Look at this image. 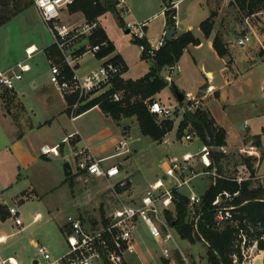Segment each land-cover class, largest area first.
<instances>
[{
	"label": "rangeland",
	"instance_id": "374dc122",
	"mask_svg": "<svg viewBox=\"0 0 264 264\" xmlns=\"http://www.w3.org/2000/svg\"><path fill=\"white\" fill-rule=\"evenodd\" d=\"M100 1L104 2L105 0ZM172 1L176 3L178 19L176 25L179 30H184L187 24H192L194 31L198 32L197 27L200 22L210 15L211 10L215 11L212 18V31L215 29L218 34L222 35L223 32L227 34L225 40L230 42V52L228 51L225 56L229 58L228 62L231 60V55L233 56L238 66V68L234 67V70L240 76L234 84L225 89L228 96L224 103L226 104L225 110L222 108L223 104L216 100L217 90L213 89L206 100L216 101L215 108L219 114L224 115L228 126H234L240 132L243 131V124L246 123L251 132L260 134L264 147V10L247 16L236 6L230 5V0ZM166 2L167 0H127L130 13L124 16V21L134 24L145 23L143 30L145 37L154 43L160 39L163 23L166 22L164 14L167 9ZM9 8L12 6L9 5ZM96 18L100 19L102 26L114 40L127 64L128 74L136 76L144 72L148 60L140 51L139 44L134 41L136 38L134 30L125 32L126 27L121 23L117 10H108ZM64 19L77 24L88 18L82 10L69 7L64 13ZM247 32L255 34L243 46L238 45L237 38ZM52 41V35L41 19L37 7L31 4L0 25V60L22 58L32 67L31 72L23 73L24 78L31 77V75L49 77V66L44 49L49 47ZM31 42L37 45L38 51L27 59L25 46ZM184 50L179 62L182 71L172 75L174 85L181 92H191L195 87L209 80L200 68V62L203 60L207 65L211 63L214 66L216 69L215 81L220 80L218 69L223 65L215 58L216 56L207 50L206 46L197 51L192 47H189L190 51ZM200 52L201 55H199ZM252 56L257 58L256 63L253 62ZM94 61L90 54L84 56L83 63L89 64ZM163 72H166V68L163 69ZM164 77H167V73ZM206 86L203 84L199 93L208 87ZM154 95L146 97L145 101L157 99ZM164 95H166L162 98L164 104H172L175 107L186 105L183 102H178L176 94L170 86L165 89ZM194 109L195 107H192V110ZM177 112L178 115H174L172 118L155 116L159 125L166 119L172 121L171 130L158 141L142 134L136 120L121 117V124H128L129 131L127 133L131 135L130 147L133 148V153L127 155L125 160L122 156L107 157L102 161V164L110 165L121 162L123 170L121 174L127 175L128 173L131 179L129 188L136 197H139L157 177L162 176V165L166 156L181 155L185 151L195 152L201 147V141L198 138L187 143L178 141V138L188 131L189 127L184 129L181 135L179 134L178 128L184 115H182V109ZM101 115L94 109L85 113L75 122L83 137L87 136L85 138L87 144L95 155L115 152L116 137L106 133L109 127H113V124ZM7 116L10 117V113L6 108L5 115L0 112V205L3 216H5L0 215V234L6 236L4 242L0 244V253L2 257L13 256L17 261L19 259L20 264H34V260H39V264H45L36 252L35 243L46 245L53 256L63 254L67 250L63 229L67 216L78 215L87 221H93L101 215V209L104 214H107L112 205H115V201L107 190L108 182L105 179L88 174L79 175L76 171L77 161L74 146L69 141L64 143L61 141L65 132L74 129L67 112L57 116L55 123L50 129H47L48 131L44 129L36 131L41 136V142L48 139L59 142L58 145L63 143L62 153L56 156L49 154V158L45 159L38 152L27 166L24 165V162L26 163L27 158L33 157L32 152H34L35 145L31 143L32 137L18 139L13 143V125L5 119ZM179 119H181L180 122ZM128 136L125 137L128 138ZM165 140L171 141V143L168 144ZM248 144H255V138L244 133L243 143L225 146V156L216 163L222 174L226 176L249 175L243 163V158L247 154L241 151ZM66 162H69L72 170L70 175H66L64 170ZM253 164L254 174H256L255 159ZM196 165L198 168H202L200 162H196ZM211 182L212 176L203 174L195 177L190 183V187L198 195H203ZM25 191L26 193H24ZM181 192L188 194L190 189L184 186ZM21 198L24 199L23 202H19ZM97 198H101L102 201L98 203ZM9 207L17 209L22 224H16L10 217L7 210ZM38 213L40 217L35 218ZM189 216H187L188 221L190 220ZM193 237L195 238L193 242L176 237L179 248L188 257V264H209L206 255L207 241L204 242L197 236ZM169 245L173 251L172 258L168 260L169 264H185L174 244L169 243ZM138 246L140 255L139 257L132 256L131 264H141V262L164 264L159 242L146 232L144 225H141L140 233H138Z\"/></svg>",
	"mask_w": 264,
	"mask_h": 264
},
{
	"label": "built area",
	"instance_id": "2783aa9c",
	"mask_svg": "<svg viewBox=\"0 0 264 264\" xmlns=\"http://www.w3.org/2000/svg\"><path fill=\"white\" fill-rule=\"evenodd\" d=\"M76 0H32L37 7L40 17L52 35V44L56 46L61 61H58L48 50L44 49L46 60L49 66V81L56 87L62 96H72L77 98L69 104L71 119L77 116V111L84 98L90 95H102L107 93L113 85L115 78L120 77L125 71L126 65L120 58L107 57L89 72L80 74L75 69L76 59L75 46L80 42L93 37L102 24L99 18L84 20L73 24L64 19V13ZM116 10L120 18L124 21V16L130 13L127 0H116ZM166 11V10H165ZM164 11V13H165ZM124 26L128 31L134 30V36L142 39L145 23L134 24L124 21ZM167 29H164L161 37L152 43L148 39V55H154L155 51L164 45ZM253 32H247L237 38L238 45H244L251 40ZM107 41L92 44L88 51L97 55L103 47H107ZM142 51L145 50L144 44H139ZM37 49L29 50L26 48V58L29 59ZM64 64L69 65L71 73L65 72ZM30 69L26 61H19L8 69L0 70V90L14 89L18 80L23 78V73ZM168 75L166 80L171 84L172 75L181 71L178 63L167 67ZM212 90V85L207 87V91ZM124 97L123 90L115 89L109 92L108 98L112 101H121ZM148 110L158 118H172L176 109L192 110L198 108L197 99L191 92L185 93L182 101L184 107L164 104L158 99H148L145 101ZM246 126V124H245ZM198 138L195 130L184 132L178 141L187 143ZM168 144L171 141L165 140ZM226 145L212 146L201 142L199 150L185 151L181 155H168L162 165L163 174L151 182L142 194L138 197L132 194L129 188L130 179L128 176L120 177V167L117 164L103 165V158H96L91 154L90 148L85 146L80 151L82 155L77 160L76 168L81 174L93 175L97 178L105 179L108 182L110 196L114 199L111 210L103 216L96 217L93 221H87L80 216L68 215L63 225L67 250L59 256H53L46 245L35 243L36 252L45 264H131V257H139L138 252V233L141 225H144L146 232L159 242L161 257L170 260L173 251L169 243H173L179 250V254L185 264H188V257L179 248L176 237H180L173 222H170L167 211L175 212L174 202L175 192H181L184 186L190 189L186 194L188 197L189 223L192 227V236H197L204 242L205 238L199 232L198 223L203 213L201 211L202 195H198L191 190L190 183L195 177L203 174H210L213 182L217 177L232 178L238 182L245 179L256 178L251 175L247 166L244 164L249 175L226 176L218 171L212 159L213 151L226 152ZM57 145H43V154L57 155ZM246 157L253 159L259 158L260 153L254 144H248L241 149ZM128 142L122 138L116 146L115 154L130 153ZM196 162L202 164L198 168ZM237 192L229 193L224 191L217 194L211 201V216L214 227L223 229L225 225L235 227L236 233L233 241L234 251L230 254L233 264H264V228L260 227V233L249 229L250 225L242 226L237 217L240 205L234 204L233 197ZM124 196V197H123ZM243 204V203H241ZM10 217L16 224H22L18 216V211L14 207L7 208ZM40 217L36 214L35 218ZM249 230V231H248ZM5 236H0V244L4 242ZM207 244L208 241L206 242ZM40 261L37 260V264ZM0 264H18L13 256L0 257ZM141 264H145L141 262Z\"/></svg>",
	"mask_w": 264,
	"mask_h": 264
},
{
	"label": "trees",
	"instance_id": "16d2710c",
	"mask_svg": "<svg viewBox=\"0 0 264 264\" xmlns=\"http://www.w3.org/2000/svg\"><path fill=\"white\" fill-rule=\"evenodd\" d=\"M31 4H33L32 0H0V25L10 20ZM229 4L236 6L247 16L264 10V0H230ZM9 5H11L12 8H9ZM166 5L167 9L165 14L167 16V24L168 26H175L176 8L174 7V2L169 0L166 2ZM70 7L78 8L83 11L88 19H94L108 10H116V0H105L104 2L100 0H76ZM214 15L215 11L211 10L210 15L199 24L200 29L206 37L211 35L213 29L212 18ZM120 19L121 23L124 25L123 19ZM104 40H107L108 44L107 47H103L98 53L100 56L114 50V45L108 40L103 28L99 29L97 33L91 37L92 44ZM134 41L138 44H144L145 50L142 51V53L145 58L151 61L150 71L145 76L136 80L122 79L120 77L115 78L112 88L107 93L81 106L77 114L91 108L95 104H99L101 110L110 115L114 121L118 122L121 117L135 116L142 134L158 141L162 139L166 132L171 130L172 121L166 119L159 125L155 119V115L148 110L145 98L159 92L169 84L168 81L162 77L161 72L169 65L175 64L179 60L183 50L189 44L199 43V39L190 30L177 36L174 34L171 39L166 40L164 45L157 49L152 56L148 55L147 50L149 48V43L146 38H135ZM212 42L215 50L220 56L227 55L228 49L220 34L217 33L213 37ZM53 47L54 45L48 47L52 55ZM114 58L118 57L115 56ZM115 89L123 90L124 97L121 101H112L108 98L109 92ZM76 98L77 96L74 94L68 98V102L72 104ZM187 127H189V130L196 131L202 143L212 146L226 145V130L224 127L218 125L210 112L205 109L198 107L194 110H186L178 128L179 134L181 135ZM255 144L257 146L260 145L259 137L255 138ZM224 156L225 153L222 151H213L212 159L215 165L220 158ZM253 160L254 159L251 157L243 158V163L247 166L251 175H254ZM217 169L220 172V167H217ZM224 191L229 193L237 192L232 202L240 205L237 209L239 211L237 217L240 219V224L242 226L245 227L248 224L250 225L249 229H253L254 232L256 231L257 233H260V227L264 228L263 185H253L252 179L250 178L240 182L236 179L224 177H217L214 182L212 179L211 184L202 195L203 202L201 211L203 215L198 223L199 232L209 243L206 252L209 264H233L230 254L234 251L233 241L236 229L230 225H225L223 229L215 228L211 216V201L217 194L223 193ZM175 196V212L171 213L167 211L168 219L170 222H173V226L180 238L193 242L195 238L192 236L191 224L187 220V216L189 215L188 197L182 192H175ZM0 215L5 217L3 216L1 205ZM101 215H104L103 209H101ZM260 245L264 246L262 241H260ZM163 262L164 264H169V261L166 259H163Z\"/></svg>",
	"mask_w": 264,
	"mask_h": 264
},
{
	"label": "crops",
	"instance_id": "0c3cea01",
	"mask_svg": "<svg viewBox=\"0 0 264 264\" xmlns=\"http://www.w3.org/2000/svg\"><path fill=\"white\" fill-rule=\"evenodd\" d=\"M175 4L176 3H174V7H175ZM176 14H177V10H176ZM177 21H178L177 15H175V29H176L175 36L182 34L183 32H185L187 30H190L199 39V43L189 44L185 48L184 51H186V50L190 51L189 47H192V49L197 51V50L203 48L204 46H206L207 50H209L214 56H216L215 58L222 63L223 66H221L218 69L220 72V80L218 82L215 81L216 80V69L214 68V66H212L211 63H208V65H207V63H205V60H203L200 62V68H202L205 77L209 78V80L204 82L203 84H206L207 86L212 85V90L215 89L218 91V97L216 98V100H218L219 102H221L223 104L222 108L225 110L226 104H224V103H225V99L228 98V96L225 92V89L229 85L234 84L236 82V79L239 78V76H240L239 73L234 70V67L238 68L237 63L233 59L232 55H231L230 62H228L229 58H227V56H220L217 53V51L215 50L212 40H213V37L217 34V32H216L217 30L215 31V29H214L211 32V35L206 37L199 26L197 27L198 32H195L194 28L192 27V24H187V26L184 28V30H179V28L176 25ZM102 28L105 30L108 40L113 43L114 50H112L108 54H105L102 56L98 55V53L100 51L97 53V55H93L91 52L88 51V48L92 45V43L90 41L91 38L84 40V41L80 42L79 44H77L74 48L75 49V55H77L76 59L74 61L75 69L80 74H84V73L89 72L91 69L95 68L96 66H98L107 57L117 56L118 58L122 59L126 65L125 71L120 76V78L136 80V79H139V78L145 76L150 71V66H151L150 59L146 58L148 60V65L144 69V72H142L141 74L136 75V76L129 75L127 64H126L124 58L122 57V55L120 54V52L118 51L114 40L107 33L104 26H102ZM168 28H169V26L167 24V16H166V22L164 21V23H163L162 32L164 29H168ZM125 32H129V31L126 29ZM225 36H227V34L225 32H223L221 37H222L223 42L226 45L228 51L230 52V42L225 40ZM29 46H35V48L37 49V45L34 42H31L30 44H27L25 46V50ZM139 49H140V51H142L140 46H139ZM52 53H53V56L58 61H61V58H60L61 55H60L58 49L56 48V46L53 47ZM44 54H45V51H44ZM87 54H90V56L95 61L92 63H89V64L83 63L84 56ZM199 55H201V52L199 53ZM45 56H46V54H45ZM191 56L193 57L195 64H196V60H195L194 55L192 54ZM253 58H254L253 62L256 63L258 61L257 58H255V57H253ZM19 61H23V59L22 58L17 59V60L16 59H11V60L9 59L6 61L0 60V70L8 69L9 67H12V65L16 64ZM179 62H180V58L176 63H178L180 65ZM64 68H65V72L67 74L71 73V69H70L71 67L69 65L64 64ZM31 71H32V67H30V69L26 72H31ZM181 71H182V68H181ZM49 72H50V70H49ZM180 72H177L176 74H179ZM166 73L168 75V69L167 68H166V72H163V71L161 72L162 77H164L166 75ZM209 73H210V75H209ZM211 74H212V77H211ZM172 82L174 83L173 80H172ZM203 84H201L198 87H195L191 91V93L197 99L198 107L209 111L210 114L214 117L216 123L218 125L224 127V129L226 130V145L237 144L239 142L243 143L244 133L249 134V135H251V137H254V138L259 137L260 145L259 146H257L256 144H254V145L257 146L258 151L261 155L258 159L255 158V161H256L255 171H257V173L255 174L256 178L254 180H252L253 181L252 183H254L255 185L261 184L264 186V147H263L261 135L258 133H255V132H251L246 123L243 124V127H242L243 131L241 130L240 132L234 126H228L226 123V120L224 118V115L219 114V112H217V110L215 108V106H217L216 101L213 102L211 100H209V101L206 100L208 98L209 94H211L212 90L207 91V88H204L201 90L202 92L199 93V89L201 88V86ZM168 86H170V88L172 89V85L167 84V86H165L160 92L155 93V95H154L155 98H157L158 100L163 102L162 98L166 97V95H164V94H165V89ZM197 93H199V94H197ZM98 96H101V95H90V96L84 98L83 101L81 102L79 108L81 106L85 105L86 103H88L89 101H91L92 99L98 97ZM69 97L70 96H67V97L62 96L61 93L56 89V87L49 81L48 76L47 77H39V76L31 75V77H25V78L23 77L21 80H18L16 82L14 89L0 90V112H1V114L5 115V109L7 108L9 110L10 117L7 116V117H5V119L8 120V122H10V124L13 125V128H12L13 143L15 142V140H18V139H24V138L27 139V138L32 137L31 143L35 145L34 146V152H32L33 157L27 158L26 163L24 162V165H26V166L29 165V161H32L34 159V157H36L38 152L41 154V156L43 158H45V159L49 158V154H43L41 151V147L43 145H48L50 147L57 145V149H60V150H58V152L61 154L63 151L61 146L66 141H69L70 144H72L74 146V154H75L76 161L78 159H80V157L82 155H79L78 151H80L85 146H88L89 148H90V146L87 144V140L85 139V138H87V136H85V138L83 137L81 130H79V127L77 126V124L75 122L77 119L82 117L85 113H87L91 110H94V109L97 110V112L100 113V115L102 114L101 116L106 118L108 120V122L113 124V127H109L107 129L106 133H108L109 136H115L116 137V143L114 144L115 145L114 146L115 152L112 151L110 153L97 154V155H95L91 152V154L96 158H99V159L103 158V160L107 157H110V156H113V157L114 156L115 157L116 156H122L123 159L125 160V157L127 155H130L131 153H133V148L130 147L131 146V144H130L131 143L130 142L131 135H130V133L129 134L127 133L129 131V128L127 127V125H128L127 123L121 124L122 119H120L118 122L114 121L110 115H108L107 113H105L101 110V108L99 107V104H95L91 108H88L87 110L81 112L80 114H77V116L74 119H71L70 111H69V104L70 103L68 102ZM204 100H206V101H204ZM169 105H172V104H169ZM255 106H257V105H255ZM177 109H176V112L174 113V115H178ZM65 112H67V114L69 115V118L73 123L74 129H72L68 132H65L62 135L61 141L63 143L59 146L58 145L59 142H56V141L53 142V141L48 140V139H46L45 142H41V140H40L41 136H39V134L37 132L41 129H44V130L50 129L53 126V124L55 123V121H56L55 119H57V116H61ZM263 112H264V110H263ZM182 115H184V111H183ZM250 117H253V116H250ZM130 118L136 120L135 116L127 117L124 119H130ZM180 120L181 119H179V122H180ZM136 122H137V120H136ZM245 124H246V126H245ZM137 126H138V123H137ZM244 129H246V130H244ZM126 135H129L128 138L125 137ZM37 137H38V139H37ZM122 138L127 140L128 147L130 148L131 152L128 154L116 155L115 154L116 153V146L118 145L119 141ZM90 151H91V149H90ZM54 156H56V155H54ZM114 164L119 165L121 172H123L122 167H121V164H122L121 162L114 163ZM76 171H77V168H76ZM78 174L80 175L81 173L78 172ZM81 175H84V174H81ZM119 176L120 177L128 176V173H127V175L126 174L122 175L120 173ZM128 178H129V176H128ZM130 182H131V179H130ZM107 185L108 184H106V187H107ZM130 185H131V183H130ZM130 191H131V189H130ZM24 193H26V191ZM23 201H24V199H22V198L19 200V202H23ZM101 201H102L101 198H97L98 203H100ZM0 236H5V235L0 234ZM33 244H34V241H33ZM1 255L2 254L0 253V257H2ZM18 264H20L19 259H18Z\"/></svg>",
	"mask_w": 264,
	"mask_h": 264
},
{
	"label": "water",
	"instance_id": "95a60500",
	"mask_svg": "<svg viewBox=\"0 0 264 264\" xmlns=\"http://www.w3.org/2000/svg\"><path fill=\"white\" fill-rule=\"evenodd\" d=\"M169 0H167L168 2ZM176 33V29H175V26L173 25H169V28L167 29V32H166V35H165V39L166 40H169L171 39V37ZM171 85H172V89L174 90L175 94H176V97L178 99V102H182L185 98V93L184 92H181L175 85L173 82H171ZM179 111V109H177ZM60 150V149H58ZM64 170H65V173L66 175H70L72 173V170H71V167H70V164L69 162H66L64 163ZM37 260L34 261V263H36ZM258 264V263H257Z\"/></svg>",
	"mask_w": 264,
	"mask_h": 264
},
{
	"label": "bare ground",
	"instance_id": "6f19581e",
	"mask_svg": "<svg viewBox=\"0 0 264 264\" xmlns=\"http://www.w3.org/2000/svg\"><path fill=\"white\" fill-rule=\"evenodd\" d=\"M28 48H29V50H34V49H36L35 46H29ZM209 75H210V73H209ZM211 77H212V74H211ZM56 149H57V148H56Z\"/></svg>",
	"mask_w": 264,
	"mask_h": 264
}]
</instances>
